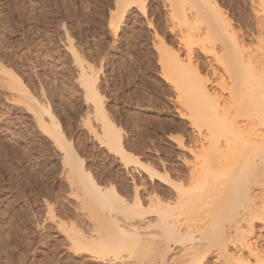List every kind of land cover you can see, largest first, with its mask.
Instances as JSON below:
<instances>
[{
    "label": "rangeland",
    "instance_id": "obj_1",
    "mask_svg": "<svg viewBox=\"0 0 264 264\" xmlns=\"http://www.w3.org/2000/svg\"><path fill=\"white\" fill-rule=\"evenodd\" d=\"M196 1L144 0L145 13L131 7L121 18L124 8H117V0H0V66L13 71L36 100L48 102L99 184L115 185L129 202L135 186L147 196L143 184L165 202L175 201L177 193L150 180L141 167L126 168L106 146L76 57L97 78L106 112L121 129L126 149L192 189L201 180L192 163L203 148L183 116L175 82L165 76L164 56L178 55L190 73L197 65L196 78L219 93L228 76L217 78L212 67L223 72L220 65L234 58L236 39L248 45L255 40L257 11L264 7L259 0H199L197 17ZM173 6L174 20L168 16ZM2 79L0 84L9 77ZM5 83L0 85V264H98L90 254H73L68 230L60 226L92 227L85 197L68 179L64 152L44 133L31 101ZM227 99L213 107L226 119L225 130L233 133L237 113L232 97ZM41 116L49 122L46 113Z\"/></svg>",
    "mask_w": 264,
    "mask_h": 264
},
{
    "label": "bare ground",
    "instance_id": "obj_2",
    "mask_svg": "<svg viewBox=\"0 0 264 264\" xmlns=\"http://www.w3.org/2000/svg\"><path fill=\"white\" fill-rule=\"evenodd\" d=\"M117 1V8H124L121 18L131 7L145 13L144 0ZM198 1L194 3L197 17L202 10L197 9L202 7L197 6ZM214 3L220 12L217 2ZM174 9L168 15L172 19L177 18ZM185 12L183 16L187 15ZM257 12L260 30L255 40L248 45L236 39L234 58L220 65L223 72L212 67L210 60L212 70L217 71H213L214 76L222 78V73L228 76L226 83L221 82L224 86L219 93L210 92L207 83L196 78L197 65L191 74L178 55L164 56L163 63L169 72L165 76L175 82L185 110L183 116L196 130L198 143L203 148L192 163L193 172L201 171V180L188 190L170 178L168 172L157 171L126 149L121 129L106 112L97 78L88 74L76 57L87 101L94 104L103 125L106 146L126 168L141 167L150 180L158 179L173 189L177 193L173 202L163 201L155 189L148 192L144 184L141 189L147 196L135 186L132 202L123 197L115 185H100L88 170L85 159L66 137L48 102L40 103L22 86L13 71L6 65L0 66V71L6 75L2 77H9L0 85L12 83V87L8 83V89L20 91L31 101L28 100L30 107L44 133L64 152L63 162L70 183L85 197L82 202H87L83 209L87 210L92 227L87 224L84 229L80 224L75 223L76 227L60 223L68 230L66 237L71 240L73 254H90V259L98 264H264V7ZM172 32L177 34L178 31L173 27ZM192 56L191 52L187 55L190 62ZM1 72L0 82L3 80ZM171 72L176 75L175 79H171ZM229 96L237 113L233 133L225 130L226 119L213 107V102L226 101ZM43 113L49 116V122L43 120Z\"/></svg>",
    "mask_w": 264,
    "mask_h": 264
}]
</instances>
